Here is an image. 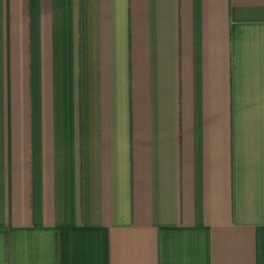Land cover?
Instances as JSON below:
<instances>
[{
  "label": "crops",
  "instance_id": "1",
  "mask_svg": "<svg viewBox=\"0 0 264 264\" xmlns=\"http://www.w3.org/2000/svg\"><path fill=\"white\" fill-rule=\"evenodd\" d=\"M0 264H264V0H0Z\"/></svg>",
  "mask_w": 264,
  "mask_h": 264
}]
</instances>
